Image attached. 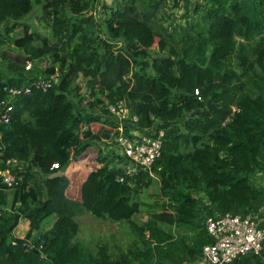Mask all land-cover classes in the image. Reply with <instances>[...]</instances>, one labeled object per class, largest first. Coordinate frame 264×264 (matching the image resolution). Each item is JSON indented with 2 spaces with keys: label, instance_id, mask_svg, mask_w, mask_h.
Here are the masks:
<instances>
[{
  "label": "trees",
  "instance_id": "1",
  "mask_svg": "<svg viewBox=\"0 0 264 264\" xmlns=\"http://www.w3.org/2000/svg\"><path fill=\"white\" fill-rule=\"evenodd\" d=\"M111 1L96 21L87 14L98 0H0V48L11 42L22 53L0 74V99L5 85L30 87L0 123V168L15 177L12 187L0 179V264H197L212 242L208 218H258L264 208V0H183V25L172 10L180 0ZM34 10L51 41L21 24ZM20 26L22 37L11 39ZM71 68L93 79L86 110ZM120 100L137 117L133 127L163 133L160 156L130 177L110 141L108 107ZM93 148L100 167L78 184L80 199H70L64 172ZM156 181L148 219L134 222L139 195ZM78 209L126 223L131 245L118 254L106 243L86 247ZM22 219L28 229L19 238Z\"/></svg>",
  "mask_w": 264,
  "mask_h": 264
},
{
  "label": "built area",
  "instance_id": "2",
  "mask_svg": "<svg viewBox=\"0 0 264 264\" xmlns=\"http://www.w3.org/2000/svg\"><path fill=\"white\" fill-rule=\"evenodd\" d=\"M24 69L30 71L31 62H27ZM35 85L46 89L51 83L38 79ZM2 90L4 98L0 99V123L7 124L14 111L12 102L28 95L30 87L28 84L21 87L5 85ZM108 112L115 124L112 129L115 137L112 138L111 144L116 155L123 158L119 167L128 177L137 174L140 170H149L160 156L163 133L152 136L150 130L144 133L133 127L137 117L131 115V109L124 101L111 104ZM53 168H58V164H54ZM0 179L8 187H12L15 182L14 175L8 169L0 168ZM119 181L122 182L123 177ZM206 231L212 242L203 247L202 256L197 264H229L247 254L257 255L264 241V229L259 227L258 218L252 216L242 217L228 213L215 218L210 217L206 221Z\"/></svg>",
  "mask_w": 264,
  "mask_h": 264
},
{
  "label": "rangeland",
  "instance_id": "3",
  "mask_svg": "<svg viewBox=\"0 0 264 264\" xmlns=\"http://www.w3.org/2000/svg\"><path fill=\"white\" fill-rule=\"evenodd\" d=\"M103 3L106 6L112 5L111 0H98L96 10L87 15H92L96 21L103 20L110 13V9H108L109 7L107 8V11L103 13ZM172 10L176 13V22L182 25L185 24L186 18L184 17L185 11L183 0H180L179 6L176 9ZM21 22H23L21 24H27L30 30L37 32L39 35L43 36V38H47V40L50 41L52 40L48 25L44 21H42L39 10H34V12L28 18L24 19ZM22 27L20 26L16 28L11 33L10 38H21L23 35ZM153 48H155V46H153ZM21 56L22 53L18 51L11 42L3 45L0 48V74L6 77L10 72V70L8 69V64L10 62L16 63V60H20ZM31 64L33 67L34 62H31ZM37 68L43 70L44 63L40 62ZM68 79L73 80V82L79 86L80 93H82L85 97L80 105V108L86 110L87 102L92 99L88 90L89 85L93 82V79L78 68H71L69 70ZM91 127L94 132L98 133H103V129H106L107 135L112 136V131L105 127H101L98 124H92ZM107 138L108 137H106L105 139ZM110 141H112V139ZM96 156V148L88 149L66 168L64 174H66L70 181L67 190L70 199H80L79 187L82 184L83 180L91 171L100 167V164L96 162ZM78 184H80L79 187ZM158 191V183L156 181L151 186H149V188L144 189L141 195H139L140 211L134 216V222L142 223L148 219V204H154L156 202ZM78 211L80 213L76 214L75 216V221L79 225V233L77 235V239L78 241H81L86 247L89 246L88 248L94 249L97 244L106 243L109 246L110 250H112L115 254H118L120 252H124L131 245L133 237L130 234L129 226L126 223L119 224L112 223L111 221H102L101 219L93 217L86 211L82 212V210L80 211V209H78ZM55 219V216L48 217L43 222L40 231L42 232L49 229ZM25 221L27 220L22 219L19 221L18 226L14 230L15 236L20 237V235H23V227L25 225ZM172 231L175 235L181 233L185 234L187 232L182 228H174L172 229Z\"/></svg>",
  "mask_w": 264,
  "mask_h": 264
},
{
  "label": "crops",
  "instance_id": "4",
  "mask_svg": "<svg viewBox=\"0 0 264 264\" xmlns=\"http://www.w3.org/2000/svg\"><path fill=\"white\" fill-rule=\"evenodd\" d=\"M67 196H68V192H67ZM259 215H260V216H258L259 227L264 229V210H262ZM27 229H28V221H25V225L23 227L24 233H23V235H20L19 238H22L24 236ZM229 264H264V241H263L262 248H261L259 254H257V255L247 254L245 256H242V257L235 259L234 261H232Z\"/></svg>",
  "mask_w": 264,
  "mask_h": 264
},
{
  "label": "water",
  "instance_id": "5",
  "mask_svg": "<svg viewBox=\"0 0 264 264\" xmlns=\"http://www.w3.org/2000/svg\"><path fill=\"white\" fill-rule=\"evenodd\" d=\"M207 108H208L209 110H213V111H215V112L218 111V109H217L213 104H211L210 101L207 102ZM61 175H62L61 172H57V173L55 174V176H61Z\"/></svg>",
  "mask_w": 264,
  "mask_h": 264
}]
</instances>
